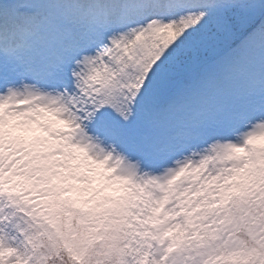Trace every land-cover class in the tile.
<instances>
[{"label": "snow or ice", "instance_id": "snow-or-ice-1", "mask_svg": "<svg viewBox=\"0 0 264 264\" xmlns=\"http://www.w3.org/2000/svg\"><path fill=\"white\" fill-rule=\"evenodd\" d=\"M0 264H264V0H0Z\"/></svg>", "mask_w": 264, "mask_h": 264}]
</instances>
